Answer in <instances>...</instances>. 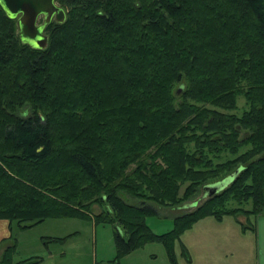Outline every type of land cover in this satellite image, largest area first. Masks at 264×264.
<instances>
[{
  "label": "trees",
  "instance_id": "1",
  "mask_svg": "<svg viewBox=\"0 0 264 264\" xmlns=\"http://www.w3.org/2000/svg\"><path fill=\"white\" fill-rule=\"evenodd\" d=\"M57 1L67 21L48 27L46 50L0 6V221L83 219L98 205L117 259L161 243L176 264L175 242L199 221L263 216L264 0ZM233 175L164 235L146 223L152 206L120 194L179 209ZM16 251L0 264L40 262Z\"/></svg>",
  "mask_w": 264,
  "mask_h": 264
},
{
  "label": "rangeland",
  "instance_id": "2",
  "mask_svg": "<svg viewBox=\"0 0 264 264\" xmlns=\"http://www.w3.org/2000/svg\"><path fill=\"white\" fill-rule=\"evenodd\" d=\"M57 4L63 7L58 1ZM237 106L235 113L239 116L249 109L244 96L238 97ZM28 112L31 113V107L24 104L17 109L16 114L26 117ZM245 150L246 148H243L242 152ZM222 156L226 157L229 154ZM222 158L217 163L221 162ZM133 170L134 166L128 172ZM185 187L186 185L181 187V195ZM125 193H120L121 197L130 204L142 205L144 202L156 210L155 215L146 218V223L157 235L171 232L176 217L192 212L208 199L204 189H201L190 199L189 205L177 209ZM231 207L250 209L249 206L237 201L233 202ZM102 212L103 209L95 205L93 212L83 219H46L39 224L0 221L12 233L10 238L0 239V260L6 249L16 244L14 259L17 262L33 257L39 258L38 264H115L116 261V264H173L166 247L161 243L147 244L117 259L114 226L95 223L96 216ZM262 217L264 215L249 219L245 214L238 213L224 217L221 222L213 217L199 221L181 236L180 241L175 242L176 264H257L256 237L247 229H251Z\"/></svg>",
  "mask_w": 264,
  "mask_h": 264
},
{
  "label": "water",
  "instance_id": "3",
  "mask_svg": "<svg viewBox=\"0 0 264 264\" xmlns=\"http://www.w3.org/2000/svg\"><path fill=\"white\" fill-rule=\"evenodd\" d=\"M0 6L10 19L16 20L18 35L24 44L37 50H46L49 44L48 27L53 23L64 24L67 11L57 0H0ZM41 20V22H39ZM182 87L178 94L181 93ZM235 175L204 187L205 196L211 198L225 190Z\"/></svg>",
  "mask_w": 264,
  "mask_h": 264
},
{
  "label": "crops",
  "instance_id": "4",
  "mask_svg": "<svg viewBox=\"0 0 264 264\" xmlns=\"http://www.w3.org/2000/svg\"><path fill=\"white\" fill-rule=\"evenodd\" d=\"M247 230L252 231L256 237L258 253L257 264H264V217L258 219L254 231L253 229ZM0 232L1 240L10 238L12 234L11 230L4 225L3 222L2 224L0 222Z\"/></svg>",
  "mask_w": 264,
  "mask_h": 264
},
{
  "label": "flooded vegetation",
  "instance_id": "5",
  "mask_svg": "<svg viewBox=\"0 0 264 264\" xmlns=\"http://www.w3.org/2000/svg\"><path fill=\"white\" fill-rule=\"evenodd\" d=\"M54 22V21H53Z\"/></svg>",
  "mask_w": 264,
  "mask_h": 264
}]
</instances>
